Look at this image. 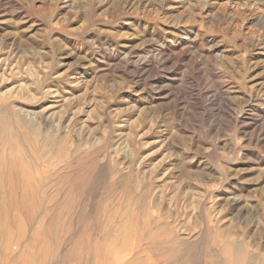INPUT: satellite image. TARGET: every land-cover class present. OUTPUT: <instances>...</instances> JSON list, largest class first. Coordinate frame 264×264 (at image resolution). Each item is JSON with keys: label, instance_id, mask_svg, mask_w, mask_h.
<instances>
[{"label": "rangeland", "instance_id": "374dc122", "mask_svg": "<svg viewBox=\"0 0 264 264\" xmlns=\"http://www.w3.org/2000/svg\"><path fill=\"white\" fill-rule=\"evenodd\" d=\"M0 264H264V0H0Z\"/></svg>", "mask_w": 264, "mask_h": 264}]
</instances>
